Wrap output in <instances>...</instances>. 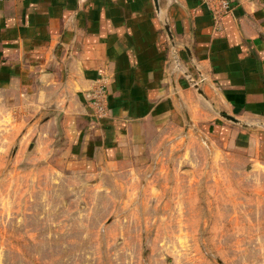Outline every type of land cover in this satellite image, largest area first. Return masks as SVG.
<instances>
[{"label":"crops","instance_id":"obj_1","mask_svg":"<svg viewBox=\"0 0 264 264\" xmlns=\"http://www.w3.org/2000/svg\"><path fill=\"white\" fill-rule=\"evenodd\" d=\"M100 76L104 119L86 100ZM0 102L81 172L153 155L165 125L264 117V0H234L219 24L204 0L0 1Z\"/></svg>","mask_w":264,"mask_h":264},{"label":"rangeland","instance_id":"obj_2","mask_svg":"<svg viewBox=\"0 0 264 264\" xmlns=\"http://www.w3.org/2000/svg\"><path fill=\"white\" fill-rule=\"evenodd\" d=\"M228 112L81 172L0 102V264H264V117Z\"/></svg>","mask_w":264,"mask_h":264},{"label":"built area","instance_id":"obj_3","mask_svg":"<svg viewBox=\"0 0 264 264\" xmlns=\"http://www.w3.org/2000/svg\"><path fill=\"white\" fill-rule=\"evenodd\" d=\"M204 2L209 6L216 24H219L225 15L231 13L234 7V0H204ZM86 100L95 118L104 119L109 116L108 83L105 78L100 76L96 79L95 85L86 95Z\"/></svg>","mask_w":264,"mask_h":264},{"label":"water","instance_id":"obj_4","mask_svg":"<svg viewBox=\"0 0 264 264\" xmlns=\"http://www.w3.org/2000/svg\"><path fill=\"white\" fill-rule=\"evenodd\" d=\"M154 2H155V4H156V6H158V0H154Z\"/></svg>","mask_w":264,"mask_h":264}]
</instances>
